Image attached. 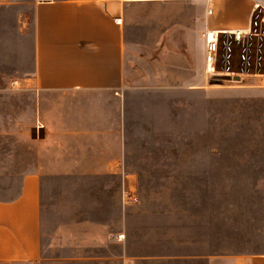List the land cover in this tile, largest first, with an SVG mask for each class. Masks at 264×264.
<instances>
[{
    "label": "rangeland",
    "instance_id": "obj_1",
    "mask_svg": "<svg viewBox=\"0 0 264 264\" xmlns=\"http://www.w3.org/2000/svg\"><path fill=\"white\" fill-rule=\"evenodd\" d=\"M28 1L0 0V84L2 73L8 76L0 87L2 197L18 192L22 173L37 159L26 139L37 136V94L8 82L31 75ZM138 7L119 94L123 162L135 184L128 181L119 209L109 174L45 176L42 264H113L97 257L118 252L107 242L108 230L118 228L128 256L264 252V88L248 86L245 77L205 74L192 0ZM233 65L248 71L237 60Z\"/></svg>",
    "mask_w": 264,
    "mask_h": 264
},
{
    "label": "crops",
    "instance_id": "obj_2",
    "mask_svg": "<svg viewBox=\"0 0 264 264\" xmlns=\"http://www.w3.org/2000/svg\"><path fill=\"white\" fill-rule=\"evenodd\" d=\"M156 1L163 0L28 1L34 14L31 75L11 77L8 82L13 85L15 80L18 88L37 94V136H26L36 146L37 159L22 173L18 192L0 196V264H42L45 260L43 185L47 175L68 170L109 174L114 188L117 186L110 193L116 201L114 207L126 204L128 181L132 186L135 178L123 162L119 94L125 83L127 53L136 38L132 28L139 18L136 9ZM192 1L199 9L197 23L208 75L202 30L247 25L252 0H214L210 15L206 14V0ZM244 77L252 80L248 86L264 88V69L260 74L242 75L240 81ZM5 79L8 76L2 73L0 87ZM52 101L55 103L50 105ZM110 109L115 113L106 112ZM120 234L119 228L108 230L107 242L115 243L119 250L97 258L113 264H264V252L128 256Z\"/></svg>",
    "mask_w": 264,
    "mask_h": 264
},
{
    "label": "built area",
    "instance_id": "obj_3",
    "mask_svg": "<svg viewBox=\"0 0 264 264\" xmlns=\"http://www.w3.org/2000/svg\"><path fill=\"white\" fill-rule=\"evenodd\" d=\"M214 0H206V14L214 11ZM205 40L206 73L219 78L236 80L240 73L260 74L264 69V0H252L248 24L223 29L206 26L202 32ZM241 62L248 71L234 70V62ZM240 74V75H239ZM16 84V81H13ZM130 198L137 200L135 190ZM124 234L119 235L122 239Z\"/></svg>",
    "mask_w": 264,
    "mask_h": 264
},
{
    "label": "bare ground",
    "instance_id": "obj_4",
    "mask_svg": "<svg viewBox=\"0 0 264 264\" xmlns=\"http://www.w3.org/2000/svg\"><path fill=\"white\" fill-rule=\"evenodd\" d=\"M240 74L242 75V74H245V73H240ZM240 74H239V75H240Z\"/></svg>",
    "mask_w": 264,
    "mask_h": 264
}]
</instances>
